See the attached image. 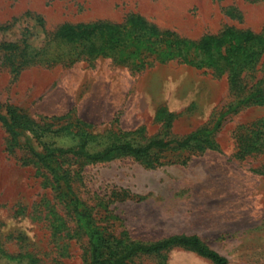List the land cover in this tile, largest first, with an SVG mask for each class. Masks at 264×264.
I'll list each match as a JSON object with an SVG mask.
<instances>
[{
    "label": "rangeland",
    "instance_id": "1",
    "mask_svg": "<svg viewBox=\"0 0 264 264\" xmlns=\"http://www.w3.org/2000/svg\"><path fill=\"white\" fill-rule=\"evenodd\" d=\"M132 15L198 45L227 27L264 39V0H0V113L18 108L26 121L17 138L0 121V264H90L81 212L105 239L104 256L196 234L229 264H264V105L240 103L264 86V53L244 70L240 95L220 62L228 43L170 49L157 37L104 35L91 37L90 52L62 30ZM254 122L263 128L243 151L239 136ZM203 129L190 146L141 157L59 151ZM128 264L213 263L173 246Z\"/></svg>",
    "mask_w": 264,
    "mask_h": 264
},
{
    "label": "trees",
    "instance_id": "2",
    "mask_svg": "<svg viewBox=\"0 0 264 264\" xmlns=\"http://www.w3.org/2000/svg\"><path fill=\"white\" fill-rule=\"evenodd\" d=\"M77 32L75 26L66 25L62 27L64 34L71 42H78L79 48L90 52L96 49L97 42L91 37H116V43H119L117 37H157V41H166L170 49L183 44L184 47L194 45V47L206 51H212L213 46H219L220 43H228V53L220 57L222 65L229 67V82L231 90L235 93H242L245 89L244 81L247 75L250 73H244V70L250 71L261 61V56L264 53V39L260 34H255L250 30H235L233 27H227L219 35H207L201 41L200 45L182 38L175 31L172 30H160L157 25L149 23L139 15H132L125 23H109V22H94L91 24H80L77 26ZM81 38V39H80ZM111 41V40H110ZM157 49V48H155ZM180 50V49H179ZM172 54L171 52H169ZM254 66V68H253ZM253 68V69H252ZM239 95V96H240ZM258 103L264 105V86H258L254 89L244 101ZM0 121L4 124L7 131L13 138L20 136V129L24 128V115H22L18 108L9 110V114L0 113ZM263 128L260 122H254L249 126L244 127V131L239 136V145L243 151H250L254 148L255 140L253 139V133H260ZM206 130H200L193 132L184 139H155L151 140L145 146H134L131 143H114L104 149L100 153H89L86 151L84 145L79 149H59L61 152H72L76 155L85 156L89 160H103L110 157L116 151H122L133 156L141 157L147 155L153 148H168L173 144H177L181 147L190 146V144L203 139L208 135ZM39 160L46 161L45 155H37ZM76 205L79 204L78 199L75 198ZM78 215L84 219L86 230L89 236V249H90V264H128V260L131 256L137 253H158L164 249L180 246L185 249L192 250L198 255L210 260L213 264H229L228 258L221 254L216 249L210 247L205 243L198 235H175L166 238L161 241L151 243H135L129 248L125 249L122 253L114 256H104V248L106 247V241L104 238H100L97 232L93 229L89 218L82 212Z\"/></svg>",
    "mask_w": 264,
    "mask_h": 264
}]
</instances>
